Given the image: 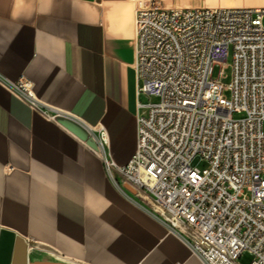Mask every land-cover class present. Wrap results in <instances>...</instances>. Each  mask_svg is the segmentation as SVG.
<instances>
[{
    "label": "crops",
    "instance_id": "obj_1",
    "mask_svg": "<svg viewBox=\"0 0 264 264\" xmlns=\"http://www.w3.org/2000/svg\"><path fill=\"white\" fill-rule=\"evenodd\" d=\"M263 8L264 0H0V264H202L182 223L116 186L96 153L135 147L134 11ZM26 79L46 117L3 80ZM55 111V112H53Z\"/></svg>",
    "mask_w": 264,
    "mask_h": 264
},
{
    "label": "built area",
    "instance_id": "obj_2",
    "mask_svg": "<svg viewBox=\"0 0 264 264\" xmlns=\"http://www.w3.org/2000/svg\"><path fill=\"white\" fill-rule=\"evenodd\" d=\"M133 25L136 91L157 101L136 103L135 147L123 164L97 129L106 174L182 223L202 264H238L242 251L264 264V7L139 6ZM1 82L53 118L28 80Z\"/></svg>",
    "mask_w": 264,
    "mask_h": 264
},
{
    "label": "rangeland",
    "instance_id": "obj_3",
    "mask_svg": "<svg viewBox=\"0 0 264 264\" xmlns=\"http://www.w3.org/2000/svg\"><path fill=\"white\" fill-rule=\"evenodd\" d=\"M229 56L226 57V63H229ZM223 74H224V77L222 78V82L224 84H227L229 82V79H230V75H229V68L226 67L224 70H223ZM223 95L228 97L229 95V92L227 90H224L223 92ZM143 100L145 102H155L157 101V99L155 97H148V96H144ZM243 113H233L232 114V117L233 118H241L243 117ZM191 165L196 167V168H202L204 166V163L202 162H198L197 159H194L192 162H191ZM45 261L43 260H40V261H33L32 264H74V263H70L68 261H64V260H61V259H55L53 258V256H51L50 254H45ZM251 259V255L246 252V251H242L238 258H237V263L238 264H248L249 261Z\"/></svg>",
    "mask_w": 264,
    "mask_h": 264
},
{
    "label": "water",
    "instance_id": "obj_4",
    "mask_svg": "<svg viewBox=\"0 0 264 264\" xmlns=\"http://www.w3.org/2000/svg\"><path fill=\"white\" fill-rule=\"evenodd\" d=\"M128 189V188H127Z\"/></svg>",
    "mask_w": 264,
    "mask_h": 264
}]
</instances>
